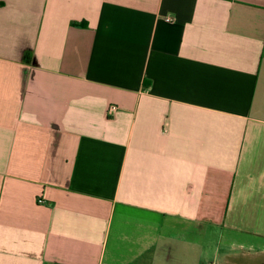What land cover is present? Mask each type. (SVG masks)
I'll return each instance as SVG.
<instances>
[{"label":"crops","instance_id":"0c3cea01","mask_svg":"<svg viewBox=\"0 0 264 264\" xmlns=\"http://www.w3.org/2000/svg\"><path fill=\"white\" fill-rule=\"evenodd\" d=\"M208 241L264 264V0H0V264Z\"/></svg>","mask_w":264,"mask_h":264},{"label":"rangeland","instance_id":"374dc122","mask_svg":"<svg viewBox=\"0 0 264 264\" xmlns=\"http://www.w3.org/2000/svg\"><path fill=\"white\" fill-rule=\"evenodd\" d=\"M218 248H220V245L218 244V241H208V244H207V248H206V252H205V257H204V262L203 264H210L212 262H214V255H215V252L218 250ZM220 254L222 255H225L227 254V252L225 250H222L220 248ZM202 256V254H201Z\"/></svg>","mask_w":264,"mask_h":264},{"label":"built area","instance_id":"2783aa9c","mask_svg":"<svg viewBox=\"0 0 264 264\" xmlns=\"http://www.w3.org/2000/svg\"><path fill=\"white\" fill-rule=\"evenodd\" d=\"M171 19H168V21H170ZM116 106H112L111 108H110V112H114V111H116Z\"/></svg>","mask_w":264,"mask_h":264}]
</instances>
